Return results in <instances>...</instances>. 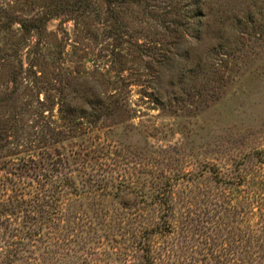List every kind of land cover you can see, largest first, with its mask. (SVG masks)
<instances>
[{
  "label": "rangeland",
  "instance_id": "374dc122",
  "mask_svg": "<svg viewBox=\"0 0 264 264\" xmlns=\"http://www.w3.org/2000/svg\"><path fill=\"white\" fill-rule=\"evenodd\" d=\"M263 147L264 0H0V249L53 182L46 264L137 263L159 178Z\"/></svg>",
  "mask_w": 264,
  "mask_h": 264
},
{
  "label": "trees",
  "instance_id": "16d2710c",
  "mask_svg": "<svg viewBox=\"0 0 264 264\" xmlns=\"http://www.w3.org/2000/svg\"><path fill=\"white\" fill-rule=\"evenodd\" d=\"M153 60L147 61L149 69ZM247 159L200 164L188 172V192L178 198L171 195L174 183L159 178L162 192L151 199L152 210L140 216L143 234H133L135 249L125 254L139 260L125 258L124 264H264V147ZM66 178L62 186L76 189ZM52 184L43 186L40 201L28 203L31 225L18 230L23 236L18 241L1 246L0 264H46L40 229L56 219L61 195L54 189L59 184Z\"/></svg>",
  "mask_w": 264,
  "mask_h": 264
}]
</instances>
